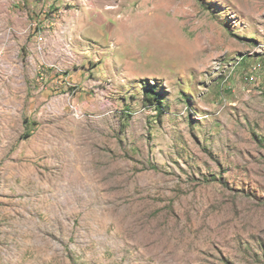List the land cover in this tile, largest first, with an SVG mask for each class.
Instances as JSON below:
<instances>
[{
    "label": "rangeland",
    "instance_id": "obj_1",
    "mask_svg": "<svg viewBox=\"0 0 264 264\" xmlns=\"http://www.w3.org/2000/svg\"><path fill=\"white\" fill-rule=\"evenodd\" d=\"M0 264H264V0H0Z\"/></svg>",
    "mask_w": 264,
    "mask_h": 264
}]
</instances>
